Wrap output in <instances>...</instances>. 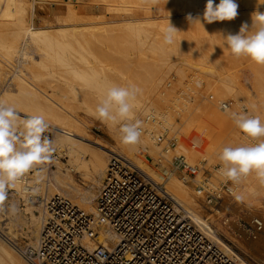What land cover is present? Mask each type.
I'll list each match as a JSON object with an SVG mask.
<instances>
[{
  "label": "bare ground",
  "instance_id": "obj_1",
  "mask_svg": "<svg viewBox=\"0 0 264 264\" xmlns=\"http://www.w3.org/2000/svg\"><path fill=\"white\" fill-rule=\"evenodd\" d=\"M100 1L109 2L112 5L111 7L117 11L124 12V17L123 19L121 18L123 24L117 27L118 30L116 29L118 34L115 28L108 29L110 26L106 25L98 27L102 23L87 21L84 12L81 9L74 8V5L68 3L69 1H66L69 4V16L61 22L65 23L66 27L55 28L53 31L45 29L42 26V28H35L32 21L34 13L32 14L31 12L29 14V4L27 5L25 0H0V101L8 106H14L21 116L42 115L48 127L59 130H53L55 133L53 143L58 147H63L66 154L70 157L67 163H65L67 165L63 166L57 162L56 170L51 172L46 171L47 173L45 174L43 172V176H37V172L33 173L30 176L34 180L32 178V180H29V173H27L17 183L16 188L9 189L8 198L4 201V204L6 203L5 206L7 205V212L0 214V264H27L18 248L13 244V240L16 234L21 231L35 245L44 220L47 217L43 204L36 206L35 199H33L30 202L28 201L26 204L27 208L21 209V199L24 201L28 200L30 196H33L35 193H40L41 195L43 191H46L43 194L48 193L52 197L60 194L62 191L75 201V203H72L78 209L84 213L96 214L95 191L102 184V180L105 177L107 157L113 153H118L133 161L135 165L144 170L155 184H162L178 204L186 210L191 211V213L193 211L192 214L197 223H201L209 229L207 221L195 215L194 210L196 211L198 206L200 207L197 197L200 193L198 192L200 190L208 192L207 186L219 189L217 186L218 181L220 184H227L229 188L228 195L222 198L225 200L224 203L234 201L248 208L264 210V205H262L260 199L264 195V184L260 183L255 172L250 173L247 177H243L238 183H234L226 180L223 176L221 165L220 168L214 170L221 177V180L218 179L217 182L212 178L202 179L201 174H196L191 178V186L197 187L194 188V192L190 183H186L187 181L182 180L183 178H177V176L168 170V165L165 163V161H170L169 157L179 153L180 155L181 153L185 155L187 162L193 164H200V161L210 163L217 159L222 146L229 143V141H226L233 138L232 135L235 137V134L238 133L237 130H239L231 115L234 112L233 108L240 109L251 116H259L261 121L264 122V114H262L264 113V109H262L264 108V84H262L264 80L261 79V82L258 77L256 78L254 71L248 75H243L241 79V75H238L239 72H229L225 69L222 82L220 84L216 82V77L219 74L216 62L223 60V57L228 58L224 35L237 33L243 23L251 25V14L254 11L264 12V0H236L239 8L238 16L235 20L218 21L211 24H207L201 20L203 25L199 19L188 20V16L191 15L193 19L202 17L207 0H167L168 5L162 10L161 18L163 20L161 21L160 18L161 22L159 20V22L151 21L150 16L141 19L135 18V16L138 17L137 15L132 18L129 15V12H132V8H134L133 11L135 7L137 9L138 7H145L144 9H147L149 5L159 2L158 0ZM214 2L218 4L220 0H214ZM147 14L149 15V13ZM170 23L179 31L174 42L169 45L164 43L163 30ZM77 29L80 31L81 29H85L87 32V29H93L95 32L100 30L104 32L106 30L104 34L102 33L105 37L109 34L107 32L110 30L116 31V35L120 34L119 31H122L121 34L123 35L125 32H130V37L133 32H136L133 35L137 34V37L134 36L137 39H134L137 46L132 47L133 50H130L132 52L136 50V53L134 55L127 54L124 57V54H122L124 49H120L122 52L117 49L123 46H119L120 40H116L118 36L112 33L117 42L114 43V46H118L115 47V51L117 49L122 55L120 56L118 52L115 54V56L119 55L120 58L116 56L117 59L119 58L117 62H115L116 58H114V65L112 64L113 59L108 61L109 64L105 62L104 65L107 64V67L109 65L108 68L111 67L112 69L113 66L114 71L112 73L107 70L106 66V69L104 68L105 70L102 69L101 71L100 67L95 68L94 64L97 60H102L103 62H97L96 64L102 63L101 65H103L104 60H106L103 59L105 57H99L101 60L99 58L94 59V57L99 55L95 53L94 56V53L90 52L91 50L89 51L90 48H88V53L90 54L86 55V47V53L81 51V49H85L83 48L85 46L84 43H89L86 44L89 46L92 45L93 40H89L95 38V32L89 33L90 30L88 37L85 36V33L84 35H80L83 42L81 44L79 38L76 40V46L79 48L80 45L84 44L79 49L83 54H80V56L75 54L77 53L76 49L73 52V47L76 48L75 44H73L75 40H72V35L68 36V30H71L70 33L73 34ZM5 32L10 36L8 40H6ZM51 32H55L56 34H52ZM127 33L124 35L125 37H127ZM104 36L101 37L99 35L96 38L100 39L101 37L103 39ZM108 37H111V35ZM64 38L66 42L63 40ZM69 38H71L70 43L72 46L68 44ZM105 39L103 44L107 41L111 43L113 38L111 40L108 38L110 41H105ZM124 39L121 41L122 44ZM130 41L128 43L131 45L132 42ZM95 43L94 46L99 42L97 43L96 41ZM103 44H100L101 47ZM111 45L110 47H113V44ZM127 45L131 49L132 45ZM127 45H125V51L128 49L126 48ZM107 47L106 45L107 50L110 49ZM107 50L103 51L108 53V55L116 53L113 52L114 50H110L113 54ZM68 52L74 54V56L76 55V58ZM101 53L103 54V52ZM84 54L86 58L83 57ZM88 55H91V57L93 55V59L91 58V60H97L92 63L93 61H89L90 57L87 58ZM118 62L119 64H117ZM261 68H264V66L261 65ZM135 69L141 70V72L139 71L140 73L138 72V74ZM106 70L109 72L107 73ZM167 73L172 78H176L174 75L179 74L181 76L191 73L195 78L194 81L197 80L195 85L207 84L210 93L206 90L208 94L204 96L205 91L204 95L200 99L198 98V102H196V96L193 98L195 92L193 91V94L190 93L193 88L195 89V86H191V88L189 86L190 83H188L189 85L186 83V89L183 88L174 100H170L172 103L170 102L171 105H169V98L167 97L170 96H168L170 90L160 89L164 78L167 77ZM125 74H127V78ZM134 76L138 78L137 82L136 78L133 80ZM245 81L248 84L250 82L253 89L250 85L251 88H246L245 83L247 82ZM170 84L168 81L166 86L164 84L163 86L169 89L167 86L170 87ZM112 85H134L141 90L137 96L133 112L135 118L142 122L141 127L144 129V133L141 134L140 141L136 145H124L121 143L118 127L102 123L101 121L115 144L112 145L105 141L98 143L91 140L90 137L85 138L87 136L86 130L89 129L85 120L91 118H83L81 114H78L77 110H81L82 108L87 117L89 114L94 116V110L102 95ZM225 100L229 102L230 108L226 105ZM159 102L166 104V106L168 104L167 108L166 106L164 108L161 104L159 107V104H157ZM218 104L225 105V109H219ZM149 117H155L156 122L152 124L147 121ZM152 131H157L160 134L168 131V136L165 139L172 136L176 138L177 145L163 152L161 146L156 143ZM240 139L241 141H239L243 145L258 143L256 141L252 143V139L249 141V138L247 139L245 134L243 138L240 136ZM256 140L258 141L259 139ZM186 141H190V144H187ZM236 141L234 140V142ZM86 144L95 145L98 150L89 149ZM140 150L148 152L149 155L144 157L145 160L141 159V157L135 158V155ZM86 153L90 154V158H81ZM147 160L151 162H147ZM144 161L149 165L145 164ZM213 163L215 164V161ZM208 170L211 172V169L208 168ZM214 172L212 175L216 177ZM73 173H81V175L85 176V188L80 187L74 181ZM44 184H46V188H44ZM11 191H15V193H11ZM201 196L204 197L203 195ZM12 204L16 205L15 212L10 210V205ZM33 209L38 210L39 215H36ZM221 211L216 210V213H221ZM261 218L264 219V213H262ZM261 218L258 219L264 224V220ZM5 221L8 222L4 223ZM99 233L100 238L104 239L101 240L103 243L115 240L114 235L105 226L99 228ZM85 242L88 247L94 246L92 241L85 240ZM222 246L227 253L231 252L227 246L224 244ZM260 262V264H264L262 258H260Z\"/></svg>",
  "mask_w": 264,
  "mask_h": 264
},
{
  "label": "built area",
  "instance_id": "obj_2",
  "mask_svg": "<svg viewBox=\"0 0 264 264\" xmlns=\"http://www.w3.org/2000/svg\"><path fill=\"white\" fill-rule=\"evenodd\" d=\"M220 106L225 109V105ZM147 121L153 124L156 118L149 117ZM45 135L49 138L48 132ZM152 135L157 144L162 142V134L152 131ZM175 144L174 137L167 142L170 147ZM62 153L54 151L51 161L39 167H49ZM172 167L173 172L186 179L199 172L183 156H174ZM207 189L208 192L198 193L212 207H217L229 193L227 184ZM95 202L96 214H88L63 195L44 199L47 217L36 244L18 248L26 263L256 264L225 243L207 219L210 229L197 223L193 214L178 204L162 184H155L143 169L118 153L109 156ZM220 219V226L232 231V219L227 215ZM101 226L114 235V241L101 242ZM262 230V221L252 218L247 238H257ZM85 240L92 241L94 246L88 247ZM222 244L231 252L227 253ZM261 258L264 260V254Z\"/></svg>",
  "mask_w": 264,
  "mask_h": 264
},
{
  "label": "rangeland",
  "instance_id": "obj_3",
  "mask_svg": "<svg viewBox=\"0 0 264 264\" xmlns=\"http://www.w3.org/2000/svg\"><path fill=\"white\" fill-rule=\"evenodd\" d=\"M29 1V2H28ZM66 1H69L68 3L69 4H71V5H74L73 7L74 8H78V9H81V11H83L84 12V16L87 18V21H91V22H98V23H102V25H98V27L100 26V27H104L105 25L106 26H110L109 28L108 27H106V28H108V29H114L115 28V30L117 29V27L120 25V24H123L122 22H123V17H124V12H121V11H117L116 9H114L113 7H111L112 5H110V3L109 2H106V1H100V0H25V2H27V5H28V12H29V14L32 12V14H33V25L35 26V28H45V29H51V30H53L54 31V29L55 28H61V27H66V25H64L65 23H61L62 22V20H64V19H67L68 18V5L69 4H67L66 3ZM159 2H157L156 4H151V5H149V7L147 8V9H144L145 7H138V9L135 7V10L133 11V9L134 8H132L131 9V11L132 12H129V15L131 16V18L133 17V16H135V15H137L138 17H136L135 16V18H141V19H143V18H145V17H147L148 18V16H150L151 17V21H160V18L162 17V10H164V8L165 7H167L166 5H168V2H167V0H158ZM161 1V2H160ZM163 1H165V2H163ZM161 3H162V5H161ZM32 4V5H31ZM146 4V3H145ZM159 4V5H158ZM164 4V5H163ZM162 6H163V8H162ZM30 7V8H29ZM144 9V10H143ZM158 11H160V12H158ZM147 13H149V15L147 14ZM133 14V15H132ZM143 15V16H142ZM145 15V16H144ZM142 16V17H141ZM122 18V19H121ZM163 19L161 18V21H162ZM158 21V22H159ZM160 21V22H161ZM57 22H59V23H57ZM48 25V26H47ZM52 27H51V26ZM55 25V26H54ZM62 25H64V26H62ZM42 26V27H41ZM47 26V27H46ZM50 26V27H49ZM69 29H71V28H69ZM107 29V30H108ZM88 30V32L89 33H93V32H95L93 29H87ZM118 30V29H117ZM116 30V31H117ZM3 31V30H2ZM69 31V35L68 36H70V35H72V40H75V42L73 43V44H75V46H76V40L79 38L80 39V44H81V40H82V37L80 36V35H84V33L86 34L85 36L86 37H88L90 34L85 30V29H81V31L79 30V29H77L76 30V32L75 33H70V31L71 30H68ZM82 31H85V32H83L82 33ZM93 31V32H92ZM102 31V32H101ZM110 31H113V30H110ZM107 32V33H109L106 37H107V39H105L106 37L103 35L104 34V32H106V30L103 32V30H100V31H96L95 33L97 34H95V38H91L89 41H92L93 40V43H92V45H86V44H89V43H84L85 44V46H83V48H87V53H86V48L85 49H83V50H85V51H83L81 48V46L82 45H84V44H82V45H80V48L78 47V46H76V48H74L73 47V49L72 50H74V49H76L77 51V53H75V54H78L79 56H80V54H83L82 52H85L86 53V55L87 54H90V53H88L90 50V52H92V53H94L93 55L95 56V53H97L99 56H96V57H94V59L95 58H99V57H105V58H103V59H106V60H104V63H103V65H101L100 63H98V64H96L97 62H101L102 60L99 58V60H101V61H98L97 59V61L96 60H91V58L93 59V55H92V57H91V55L89 56L88 55V57L87 58H89L90 57V59H89V61H93L92 63H94V61H96V63L94 64L95 65V68H99L100 67V69H101V71H102V69L103 70H105L106 68H105V66L107 67V64L106 65H104L105 64V62L107 63L108 61H111V59H113L112 60V64L114 65V58H116V56L117 57H119V55H116L115 56V54H117V52H118V54H120L119 52L121 51L120 49H124L123 50V53L122 54H124V57H126V55L127 54H132V55H134V53H136V50L135 51H130V50H133V48H134V46L136 47L137 46V44H136V42L134 41V39L135 40H137L134 36H136L137 37V34L136 35H133V33L135 34L136 32H133L132 33V35H131V37H133L132 39H133V41H132V39H131V37H130V35L129 34H131L130 32H125V34L127 33V37H125L123 34H121V32L122 31H119L120 32V36L119 35H116L115 33H116V31H113V32ZM52 33V32H51ZM76 33H80L79 35L78 34H76ZM103 33V34H102ZM106 33V34H107ZM115 35V36H118V39L116 38V40L117 41H119L120 42V45L119 46H123L122 48H119L116 44V46L118 47L117 49H119L120 51H117V49H116V51H115V47L116 46H114V43L116 42L115 41V36H113V34ZM144 33V32H143ZM52 34H56L55 32H53ZM76 34V35H75ZM117 34H118V31H117ZM5 35H6V40H8L9 39V35L5 32ZM4 35V36H5ZM99 35L102 37V36H104V38L102 39L101 37H100V39H102V40H100L99 38H96V36H98L99 37ZM111 35V37L113 38H111V37H108V36H110ZM129 35V36H128ZM77 36H80V37H77ZM75 39H74V38ZM122 37V38H121ZM128 37H130V38H128ZM108 38H110V40L112 41L111 43L110 42H108V44H107V42H105V44H103L104 43V39H105V41L106 40H109ZM125 38V39H124ZM5 39V38H4ZM67 39H68V37H67ZM122 39H124L123 40V44L121 43V41H122ZM127 39H129V40H127ZM130 39H131V41H130ZM65 42H66V39L64 38L63 39ZM109 40V41H110ZM114 40V41H113ZM69 41V42H68ZM67 42H68V44L70 45V46H72V44L70 43L71 42V38H69V40H68ZM79 41V40H78ZM97 41V43L99 42L100 44H103V46L101 47V45L98 43L97 45H95L94 46V44H96L95 42ZM132 42V46L130 45V43H128V42ZM134 42V43H133ZM19 43V42H18ZM83 43V42H82ZM117 43V42H116ZM129 44L130 46H131V49L129 48V46L127 45V44ZM90 44H91V42H90ZM111 44H113V47H110V46H112ZM119 44V43H118ZM19 46H21L20 44H18ZM77 45H79V43H77ZM98 45H100V46H98ZM106 45L110 48V49H106ZM125 45H127L126 46V48H128V49H126V51H125ZM70 46H68V47H70ZM226 46H227V44H226ZM78 47V48H77ZM107 47V48H108ZM133 47V48H132ZM71 48V47H70ZM88 48H90L89 49V51H88ZM102 48H103V50L105 51V50H107V51H109L110 53L112 52V51H110V50H114L113 52H116V53H114L113 54V52H112V54L114 55H111L110 53V55H108V53H105L103 50H102ZM111 48H113V49H111ZM79 49H81V51H79ZM136 49V48H135ZM226 49H227V51H228V54H227V57L228 58H225V57H223V60H219V61H217L216 62V66H217V71H218V76L216 77V82H217V84H220L221 82H222V78H223V75L225 74V69H227L229 72H239L238 73V75H241L240 76V78L242 79L243 78V75H248L249 73H252L253 71H254V73L256 74V78L258 77L259 79H260V81H261V79L262 80H264V76H262V75H264V71H262V70H264V68H261V65L260 66H258L257 64L255 65V63L254 62H252L250 59H248V58H246V57H235L234 55H232L231 54V52H230V49H228V47H226ZM98 50V51H97ZM100 50V51H99ZM94 51V52H93ZM72 52V51H71ZM73 52H75V50L73 51ZM79 52V53H78ZM100 52V53H99ZM101 52H103V54L105 55V54H107V55H103ZM122 52V51H121ZM129 52H132V53H129ZM69 54H71V55H73V57L74 58H76L75 56H74V54H72V53H70V52H68ZM91 53V54H92ZM96 54V55H97ZM122 54H120V56L122 55ZM86 55L84 54L83 55V57H85L86 58ZM82 56V55H81ZM78 57V56H77ZM110 57H112V58H110ZM107 58H109V60H107ZM120 58V57H119ZM118 58V59H119ZM118 59L116 58V60H115V62H117L118 61ZM72 60V59H71ZM76 60V59H75ZM122 60V59H121ZM121 60H119L120 62H122ZM73 61V60H72ZM77 61V60H76ZM103 62V61H102ZM111 63V62H110ZM100 64V65H99ZM108 64H109V62H108ZM112 64H110L111 66H112ZM117 64H119V62L117 63ZM97 66V67H96ZM103 68H102V67ZM262 66H264V65H262ZM108 67H109V65H108ZM107 67V70H109V71H111V73H112V71H114V69H113V66H112V69H111V67L110 68H108ZM105 68V69H104ZM139 69V68H138ZM138 69H135L136 71H137V73L140 71L141 72V70H139L138 71ZM106 70V72L108 73L109 71H107ZM262 71V72H261ZM105 72V71H104ZM139 72V73H140ZM262 74H261V73ZM110 73V74H111ZM137 73H136V76H137ZM138 73V74H139ZM106 74V73H105ZM127 74H125V76H126ZM129 75V74H128ZM168 73L166 74V76L167 77H165L166 78V80H165V78H164V80H163V82H162V86H160V89L161 90H170V94H169V92H168V96L169 97H167V98H169V102H168V104L171 102L172 103V101H170V100H174V98H176V96L177 95H179V93H180V91L181 90H183V88H185L186 89V87L185 86H187V84L188 83H190V87L192 86V87H194L195 86V89L193 88V90H192V92H190V93H192L193 94V91L195 92L194 94H193V98L195 97V100H196V102H198V98L200 99L201 98V96H203L204 95V93H205V91L206 90H208V85L207 84H201V85H195V83L197 82V80H195L194 81V77L191 75V73H186V74H184V75H174V77L176 76V78H172V76H170L169 75V77H168ZM188 75V76H187ZM136 76H134V78H133V80L136 78ZM180 76V77H179ZM128 76H126V78H127ZM130 77V76H129ZM193 78V79H192ZM175 79V80H174ZM193 80V81H191V80ZM137 80H138V78H136V82H137ZM172 80V81H171ZM164 81H165V83H164ZM170 82L171 84H170V87L169 86H167V88H169V89H166V87H164L163 86V84L166 86V83L167 82ZM189 81H191L192 82V84H191V82H189ZM245 82H247V81H245ZM262 82V81H261ZM187 83V84H186ZM246 84V85H245ZM244 85H245V87L246 88H251L252 87V84L249 82V84H248V82L247 83H245ZM262 84H264V82H262ZM251 87H250V86ZM201 86V87H200ZM163 89H162V88ZM191 87V88H192ZM204 87H206V88H204ZM204 89V90H203ZM252 89H253V87H252ZM209 91V93H210V90H208ZM208 91H206V93H205V95L204 96H206L207 94H208ZM172 94V95H171ZM182 95V94H181ZM184 95V94H183ZM226 101V100H225ZM171 103L169 104V105H171ZM226 103H227V105H228V107L230 106V104H229V102L228 101H226ZM157 104H159L158 106L160 107V104L161 105H163L164 106V108H165V106H166V104H162V103H157ZM168 104H167V106H168ZM163 106H161L162 108H163ZM167 106H166V108H167ZM158 107V108H159ZM218 107H219V109H222L221 108V106L218 104ZM232 107V106H231ZM230 108V107H229ZM233 108V107H232ZM234 109V112L235 111H237L236 113H241V112H243L242 110H240V109H237V108H233ZM237 109V110H236ZM262 109H264V108H262ZM78 111V114H81V116H83V118H86V119H88L89 117L91 118V119H88V120H85L86 122H87V124H88V126H89V129H87L86 130V132H87V136H85V138H89L90 137V139L91 140H93V141H96V142H98V143H101V141H105V142H107V143H110V144H112V145H114L115 144V142H114V140H113V138L108 134V132H107V130H106V127H104L103 126V124L98 120V119H96V118H94L95 116H93V115H88V117L86 116V114H84V110L81 108V110L79 109V110H77ZM233 111V110H232ZM262 114H264V113H262ZM92 116V117H91ZM50 128V129H49ZM142 128V127H141ZM143 129V128H142ZM238 129V128H237ZM54 129H52L51 127H48L47 128V131L46 132H48V134H49V139H51L52 141H53V139H54V136H55V133H54V131H59L58 129L56 130H54ZM63 132V131H62ZM157 132V131H156ZM166 133H161L162 135H163V139H162V142L160 143V144H158V145H160L161 146V150L163 151V152H166L167 150H169L170 149V146H167V142H168V140H170L171 138H172V136H170V137H168V139H165L166 138V136H168V131H165ZM237 134H235L236 136L234 137V135H232V137L234 138H231L230 140H227L226 142H228L229 141V143H227V144H225L226 146H233V147H235V146H239V145H243L240 141H241V139H240V136L243 138L244 137V133H242L241 132V130L239 129V130H237ZM143 133H144V129H143ZM158 133V132H157ZM160 134V133H159ZM237 135H238V137H237ZM246 136V135H245ZM110 137H111V139H110ZM237 138V139H236ZM239 138V139H238ZM249 138V141H251V139L252 138H250V137H248L247 136V139ZM262 139H264V138H259V140L257 141L256 139H252V143L254 142V141H256V142H259L260 140H262ZM83 140V139H82ZM234 140H237L236 142H234ZM240 140V141H239ZM85 141V140H84ZM165 142V143H164ZM187 142V144H190V141H186ZM233 143H235V144H233ZM237 143V144H236ZM239 143H241V144H239ZM84 145V144H83ZM87 145V144H86ZM177 145V143L175 144V146ZM225 145H223L222 146V149H223V147H225ZM94 146V147H93ZM87 147H89V149H93V150H98L96 147H95V145H87ZM53 148L55 149V151L58 153V154H60L61 152H64V154L62 153V157L61 158H56V159H54L53 160V162L51 163V165L49 166V167H39L38 169H34L31 173H29V180H34V178L32 177V176H30V175H32L33 173H35V172H37V171H39L40 172V175H44L45 173H47V172H51V171H53V170H56V163L57 162H59V164L60 165H63V166H65V165H67V164H65V163H67V161L69 160V155L68 154H66V152H65V149L63 148V147H58L56 144H54L53 143ZM221 149V150H222ZM144 153V154H147V155H149L148 154V152L147 151H145V150H140V152L139 153H137L136 155H135V158H140L141 157V159H143L144 160V157L146 156V155H144L143 156V154L142 153ZM183 156V157H185V155H183L182 153H181V155H180V153L179 154H174V155H172L171 157H169L170 158V161H165V163H166V165H168V170L171 172V173H173L175 176H177V178L179 177L180 179H182V176L179 174V173H176V172H173V170H172V158L174 157V156ZM175 156V157H176ZM90 158V154H88V153H86V155H82L81 156V158ZM108 159H109V156L107 157ZM162 158H164V157H162ZM187 157H185V159H186ZM218 160V161H217ZM215 161V164L213 163ZM107 162H108V160H107ZM107 162H106V164H107ZM170 162V163H169ZM144 163L145 164H148L146 161H144ZM191 163V162H190ZM191 164H193V163H191ZM149 165V164H148ZM193 165H195V166H197L198 168H199V172L197 173V175H200L201 174V176H202V179H205V178H212V179H214V180H216V182H217V180L219 179V180H221V177H220V175H218L216 172H214V170H216V169H218V168H220V166H221V164H220V162H219V159L217 158V159H215V160H213L212 162H210V163H208L207 161H200V164H193ZM210 167H212V168H210ZM208 168L209 169H211V172L208 170ZM212 169H213V171H212ZM41 170V171H40ZM47 171V172H46ZM43 172H44V174H43ZM214 172V174H216V177H215V175H214V177H213V175H212V173ZM82 176V177H81ZM219 176V177H218ZM218 177V178H217ZM32 178V179H31ZM82 178V179H81ZM84 178V179H83ZM216 178V179H215ZM73 179H74V181L80 186V187H82V188H85V185H86V182H85V176H83V174L81 175V173H73ZM182 180H186L187 182L186 183H190V186H191V179L190 178H183ZM242 180V179H241ZM103 181V180H102ZM205 182H207V180H205ZM230 182H232V181H230ZM217 184V183H216ZM220 183H219V181H218V187L220 186V185H222L223 183H221L220 185H219ZM101 186V185H100ZM100 186L98 187V189L95 191V194L97 195V192H98V190H99V188H100ZM192 187V189H193V191L195 192V189L194 188H197V187H195V186H191ZM210 187V186H209ZM44 188H46V184H44ZM45 190V189H44ZM10 192V191H9ZM46 192V191H45ZM44 191H43V193H45ZM11 193H15V191H11ZM41 194L40 195V193H35L33 196H30L29 198H28V200H23V199H21V202H20V208L21 209H23V208H27V203H28V201L30 202V200H33V199H35V205L36 206H39L40 204H42L43 202H44V199H46V198H49L51 195L49 194L48 195V193L47 194ZM60 195H63V196H65V197H67L68 199H70L71 200V202H73V203H75V201L73 200V199H71L70 198V196L69 195H66V193H64V192H62L61 191V193H60ZM197 195V194H196ZM197 197H198V203L200 204V207L198 206V208L196 209V211L194 210V214L195 215H198L199 217H201V218H203V219H207L210 223H211V225L217 230V232H218V234H219V236H221L222 238H224V241H225V243H227L228 245H230L237 253H239V254H243L244 256H246L248 259H250L251 261H254V262H256V264H260L261 262H260V258H261V256H262V253H264V231H262L260 234H259V236L257 237V239L256 240H253V239H248L247 238V235H246V231L249 229V223H250V220L253 218V217H258V218H261V215H262V213H264V210H262V209H253V208H251V207H247V206H244V205H241L240 203H237V202H232V201H230L231 203H224L225 202V200H222L221 202H220V204L218 205V207H212V206H209V205H207L206 204V201H205V198L204 197H202L201 195H197ZM201 200H200V199ZM260 199H261V203H262V205H264V195H262V197H260ZM8 203V202H7ZM233 203V204H232ZM6 204V203H5ZM5 204L3 203V205H0V209H2V210H0V214L1 213H3V212H7V209H6V206H5ZM203 208V209H202ZM207 208H209V209H207ZM211 208H213V209H211ZM216 210H222L221 211V213H216ZM33 211H34V213H36V215H39V211L38 210H36V209H33ZM211 211V212H210ZM189 212H191V211H189ZM192 213H193V211H192ZM224 215H227L228 217H230L231 219H232V221H233V223L231 224V227H232V231H228L227 232V230H225V229H223L221 226H220V218L222 217V216H224ZM1 216V215H0ZM29 216V215H28ZM262 219V218H261ZM262 220H264V219H262ZM6 222H8V221H5L4 223H6ZM240 224V225H239ZM19 228V227H18ZM241 228V229H240ZM19 233H20V235H19ZM19 233H17L16 234V236H15V238H14V240H13V244L15 245V247H17V248H23V247H25V246H34V244L31 242V239H29L28 237H26L24 234H22L21 233V231L19 232ZM31 236H33V235H31Z\"/></svg>",
  "mask_w": 264,
  "mask_h": 264
},
{
  "label": "clouds",
  "instance_id": "obj_4",
  "mask_svg": "<svg viewBox=\"0 0 264 264\" xmlns=\"http://www.w3.org/2000/svg\"><path fill=\"white\" fill-rule=\"evenodd\" d=\"M238 8L236 0H220L218 4L207 0L202 17L193 19L189 15L188 20L199 19L200 23L202 20L207 24L233 21L238 16ZM251 20V25L243 23L237 33H228L224 39L235 57H246L264 65V12L254 11ZM178 31L170 23L163 30L164 43L172 44ZM140 91L134 85H112L106 89L94 110L96 119L118 127L124 145H136L140 141L142 122L135 118L133 112ZM231 115L236 127L246 136L264 138V122L259 116L244 112ZM47 128L42 115L21 116L14 106L0 101V205L8 198L9 189L16 188L22 177L51 161L55 149L53 141L45 135ZM218 159L226 180L238 183L241 178L255 172L260 183L264 184V140L256 144L225 146ZM36 175L39 176L40 172L37 171ZM10 210L15 212L16 205H10Z\"/></svg>",
  "mask_w": 264,
  "mask_h": 264
}]
</instances>
